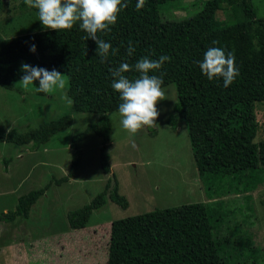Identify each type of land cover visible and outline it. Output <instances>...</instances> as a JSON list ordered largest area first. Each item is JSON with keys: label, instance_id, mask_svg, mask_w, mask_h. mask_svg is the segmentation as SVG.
<instances>
[{"label": "trees", "instance_id": "obj_1", "mask_svg": "<svg viewBox=\"0 0 264 264\" xmlns=\"http://www.w3.org/2000/svg\"><path fill=\"white\" fill-rule=\"evenodd\" d=\"M170 1L173 0H145L144 7L138 11V0H122L127 7L121 9L117 23L110 26L111 31L97 33L113 49H119L116 55L110 49L103 62L96 55L97 44L90 38L85 39L87 33L79 23L71 30L47 29L0 38V87L15 88L24 75L23 63L65 74L74 111L100 117L83 134L73 138L77 150L90 132L100 137L103 144L110 140L109 114L118 112L122 103L119 93L111 86L114 79L111 70L128 63L133 70L124 75L134 80L139 76L134 65L141 58L158 60L161 55L168 56L170 61H165L159 71L150 75H162L163 89L170 85L177 89L175 111L187 124L195 166L202 181L208 184L206 191H211L210 180L225 182L230 177L241 193L253 192L264 183V141L253 142L259 131L255 104L264 103V18L256 17L251 0H205L201 11L194 16L163 21L161 7ZM22 6H26L25 2ZM223 8L232 11L234 20H217L216 14ZM214 41L218 43L213 44ZM129 42L135 49L131 56L127 52ZM33 44L34 53L30 51ZM210 47L235 55L240 74L228 87L224 86L222 77L209 80L199 67ZM70 120V116H63L26 133L0 134V144L32 145L36 149L69 128ZM169 124H173L171 120ZM81 157L79 150L74 154L68 176L57 183L68 181L77 173ZM109 161L103 147L100 167L106 177L111 174ZM46 188L21 197L15 211L0 214V223L27 218ZM219 194L214 202L157 209L114 221L106 239V264H250L247 261L251 258L246 253L252 252V257L256 252L251 250L249 237L238 242L241 244L232 243V234L216 237L215 230L228 216L221 212L223 203ZM107 202L124 210L129 207L128 201L119 194L116 180H108L102 194L69 214L71 228L88 227L93 212ZM226 248L232 250L228 252L230 257L242 260L245 256L247 260L230 262L225 257Z\"/></svg>", "mask_w": 264, "mask_h": 264}, {"label": "rangeland", "instance_id": "obj_2", "mask_svg": "<svg viewBox=\"0 0 264 264\" xmlns=\"http://www.w3.org/2000/svg\"><path fill=\"white\" fill-rule=\"evenodd\" d=\"M24 2L0 0V38L47 30L37 12L22 6ZM204 2L170 1L161 7V19L189 18L201 11ZM251 2L256 17L264 18V0ZM233 17L226 8L216 14L222 22L234 20ZM65 78L68 80L66 75ZM37 87L38 80L27 89L20 82L13 90L0 87V134L26 133L63 116H70L71 124L36 149L32 145L0 144V214L15 211L21 197L47 187L27 218L0 223V264H106L108 232L114 221L157 209L214 202L218 193L223 203L221 212L228 216L215 230L216 237L232 234V243L250 238L256 256L252 258V252L246 253L251 258L247 262L262 264L264 183L253 192L241 193L230 177L225 182L212 179L211 191H206L208 184L202 181L195 166L187 124L175 111L178 103L175 85L163 89L165 97L157 104L160 115L155 127L145 126L133 135L123 128L119 111L114 112L109 114L112 125L109 142L103 144L100 137L90 132L77 150L73 138L98 122L99 115L76 113L73 105L67 104L63 97L65 94L69 97V80L65 89L52 93L39 92ZM255 116L259 131L253 142L260 143L264 141V103L255 104ZM103 147L110 157L109 177L103 175L100 167ZM79 150L82 157L77 173L68 181L57 183L68 176L74 154ZM108 180H116L119 194L129 203L128 209L107 202L93 212L88 227L72 229L69 214L102 194ZM229 250L225 249V257L230 262L247 260L245 256L242 260L230 257Z\"/></svg>", "mask_w": 264, "mask_h": 264}, {"label": "clouds", "instance_id": "obj_3", "mask_svg": "<svg viewBox=\"0 0 264 264\" xmlns=\"http://www.w3.org/2000/svg\"><path fill=\"white\" fill-rule=\"evenodd\" d=\"M25 4L30 8L38 10L39 21L45 29L55 31L71 30L79 23V27L87 33L85 39H92L97 44L96 55L104 61L111 49L112 55L119 52L118 48L113 49L112 45L101 39L97 33L110 32L111 27L117 23L118 15L122 8L127 7L122 0H25ZM145 5V0H138L136 9L139 11ZM218 42L214 41L213 44ZM131 42L127 49L128 55L134 52ZM30 51H36L35 44L31 45ZM170 57L161 55L158 60L148 57L141 58L134 69L139 73L138 78L130 80L124 73L133 70V66L128 63H121L118 68L112 69V88L119 93L122 103L119 104L118 111L122 117L123 128L133 135L145 126L155 127L160 115L157 104L165 97L162 88V75H150L162 68L165 61H170ZM202 73L212 80L222 77L224 86H230L239 76L240 71L236 66L235 55L218 47H210L204 54V58L199 62ZM24 75L19 81L25 89L39 81L37 91L52 93L60 89L63 90L68 84L65 75L55 69L49 71L38 66H30L27 63L21 65ZM63 99L68 105L74 101L66 94ZM136 145L133 143V147Z\"/></svg>", "mask_w": 264, "mask_h": 264}]
</instances>
